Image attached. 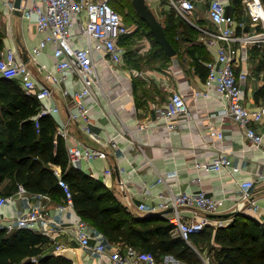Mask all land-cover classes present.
<instances>
[{
	"label": "crops",
	"instance_id": "1",
	"mask_svg": "<svg viewBox=\"0 0 264 264\" xmlns=\"http://www.w3.org/2000/svg\"><path fill=\"white\" fill-rule=\"evenodd\" d=\"M39 1L23 0L22 4L32 5ZM226 2L230 14L251 24L243 0L241 3H235V0ZM208 6L209 2L201 4L194 15L199 26L207 23L211 26L207 17ZM14 10L11 12L0 2L1 26L4 29L1 50L16 49L18 59L22 62L23 53H26L29 62L24 63L34 74L37 88L47 87L52 91V97L38 102L40 108L58 109L56 113L48 114L56 123L55 131L64 123L71 138L69 144L80 142L105 153L102 159L83 161L77 168L103 182L129 211L140 216L155 214L151 210L161 201H170L174 194L199 190H205L211 197L224 199L225 206L229 208L243 194L240 183L252 181L254 187L250 193L259 208L258 211L247 210L244 213L264 223V149L251 144L245 138L244 131L226 114L225 103L216 87L209 90V97L195 94L198 90H205L207 64L217 56V47H209L200 40V30L194 27L199 33L197 43L204 45L202 54L199 51L188 54L185 49L194 43L183 42L180 53L164 63L149 60L155 49L152 39L145 32L130 38L123 37L121 43L126 53L120 65H112L105 53L95 52L99 81L93 86V93L84 98L90 108L91 129L97 136L93 138L79 130V122L71 120V114L76 110L74 93L84 88L82 81L68 72V79L61 86L48 82L46 73L40 71L38 65L31 60L33 48L40 44L46 33L39 31L36 15L24 18L22 14H15ZM202 10L205 15L201 21L202 18L197 13ZM157 17L165 26L166 17ZM128 25L137 33L138 29L134 24ZM73 33L76 35L74 43L77 46L88 45L87 38L81 35L78 26L73 27ZM263 48H258L256 55H251L250 52L251 58L242 60L241 67L238 68L240 71L243 67H249L251 72L249 78L243 82L244 103L250 108L257 107L264 96V66L260 61ZM197 57L204 58L199 59V62L204 65L205 75H202L203 70L196 69ZM37 59L48 70L60 74L56 68L52 43ZM14 82L20 85L18 80ZM64 89L69 92V96H64ZM174 92L184 95L188 113L177 116V127L170 130L166 119L158 114L157 109L168 104ZM212 128L221 131L224 134L223 139L213 138L210 135ZM253 128L258 133H264V121L254 124ZM112 140L117 141V148L110 146ZM64 142L67 149L68 143L65 140ZM223 150L229 153L233 166L240 168L238 172L230 174L225 168L221 171L214 168L206 171L198 167L199 164L213 162ZM107 169L112 171L109 177L104 174ZM54 170L61 172L59 166H54ZM18 190L13 188L9 180L0 184V194L13 198L0 210V228H6L17 215L40 205L47 217L61 224L59 230L54 232L47 231L52 224L44 220L33 224L36 232L50 233L46 236L53 243L51 248L54 252L58 246L73 247L78 250L81 264L100 263L98 258H93L81 249L70 233L80 216L74 208L67 207L63 198L29 192L22 196L18 194ZM161 195L164 200H160ZM141 204L147 209L142 214L138 212ZM62 206L67 209L62 211ZM90 229L96 237H101L107 244L115 245L93 226L90 225ZM169 257L171 258L168 255L159 260L160 263L170 260ZM105 264L112 263L108 261Z\"/></svg>",
	"mask_w": 264,
	"mask_h": 264
},
{
	"label": "built area",
	"instance_id": "2",
	"mask_svg": "<svg viewBox=\"0 0 264 264\" xmlns=\"http://www.w3.org/2000/svg\"><path fill=\"white\" fill-rule=\"evenodd\" d=\"M16 0H0L5 8L11 12L15 8ZM114 0H40L32 5L21 7L22 16L31 18L36 15L40 32L46 33L45 38L38 46L33 48L31 60L38 65L40 71L46 73V79L54 85L61 86L68 79V72L82 81L84 88L74 93L76 110L71 114V120L79 122V130L88 136H97L91 129L90 108L84 98L93 93V86L97 84L98 72L95 60V52L105 53L112 65H120L126 49L123 46V37L132 36L134 28L129 26L121 13L116 11L112 2ZM148 6L155 15L167 16L169 12H175L188 21L191 26L200 30V40L209 47H217L216 59L207 64L208 75L205 81V90H198L196 95L209 97V90L216 87L221 99L225 103V111L236 124L244 131L245 138L254 146L264 149V133H258L253 125L264 121V96L259 105L250 108L244 103V84L251 75L249 67H243L240 71L242 60L251 58L252 48L264 47V2L263 0H243L244 8L251 20V24L238 20L234 15L228 13L226 0H146ZM209 2L207 8L208 21L211 27L199 26L194 19L195 13L201 4ZM78 26L81 35L88 41L86 47L77 46L74 41L76 35L73 27ZM54 45V58L56 68L60 74L48 70L46 66L38 61L40 53L49 45ZM17 50L3 48L0 51V78L18 80L19 86L29 97L38 101L52 97V91L47 87L37 88L34 74L28 65L18 59ZM64 96H69L67 90H63ZM58 111L56 107H41L39 117L54 114ZM158 114L165 118L168 128L174 130L177 127L176 117L188 113L185 97L180 92H174L168 104L157 109ZM38 126V123H37ZM210 135L213 138L223 139L224 134L212 128ZM56 136L64 138L68 143L71 138L67 131V125L62 124L56 131ZM110 146L117 148V141L112 140ZM69 162L75 167L81 166L83 161L91 162L105 157L101 150L82 145L80 142L67 144ZM199 168L209 171L215 169L221 171L227 169L230 174L240 170L234 167L229 153L226 150L220 152L219 156L211 163L199 164ZM59 177V184L66 196L67 207L74 208L73 192L67 181L62 178L60 171L55 172ZM105 177L112 175L110 169L105 170ZM243 194L236 202L227 208L224 199L211 197L205 190L194 192H181L171 196L170 201H161L154 207L153 213L173 209L165 214V218L173 225V233L180 236L188 243L195 234L203 233L208 227L218 229L231 224L233 218L225 217L235 212L244 213L247 210L258 211L257 201L252 198L250 190L254 182L245 181L240 183ZM28 192L20 185L18 194L26 195ZM164 200V196H160ZM13 198L0 195V210ZM67 207H60L62 211ZM146 206L138 207L139 213L146 211ZM190 213V216L186 214ZM44 220L52 224L50 230L57 231L61 224L53 218L47 217L43 207L38 205L31 210L17 215L7 225L9 232L18 229H30L36 232L33 224ZM44 231V235H49ZM38 232V231H37ZM79 247L87 251L93 258H98L100 263L111 262L112 264H187L175 262L171 258L164 262L158 261L156 257L147 252H141L130 245H110L101 237H96L90 229V225L81 216L70 230ZM94 240L97 242L94 243ZM62 249L60 246L57 250ZM202 264H212L210 256L203 258Z\"/></svg>",
	"mask_w": 264,
	"mask_h": 264
},
{
	"label": "trees",
	"instance_id": "3",
	"mask_svg": "<svg viewBox=\"0 0 264 264\" xmlns=\"http://www.w3.org/2000/svg\"><path fill=\"white\" fill-rule=\"evenodd\" d=\"M238 2L242 0H235V3ZM122 3L123 0H114L112 6L121 13ZM130 7L139 26H135L137 33L134 31L128 38L145 32L152 39L155 49L149 60L164 63L171 59L155 42L150 27L134 8L133 0ZM131 16L128 13L123 17L130 23ZM164 28L177 55L184 41L194 43L185 49L188 54L203 53L204 45L197 43L198 31L175 12L167 14ZM177 35L184 36L181 43ZM2 46L3 35H0V50ZM250 52L256 55L259 49L254 47ZM195 59L196 69L203 70L202 75H205L204 65L199 62L204 58ZM260 61L264 66V55ZM40 111L38 100L27 96L14 80L0 78V184L9 180L15 190L22 185L29 193L49 194L66 202L54 170V166H59L62 178L73 192L74 209L89 225L103 233L111 244L133 246L153 254L158 261L170 255L187 264L202 263L194 247L173 233V225L165 217L134 214L103 182L71 165L64 139L56 137L54 119L50 115L39 117ZM206 241L231 246L218 251L212 248L215 251L214 257H211L212 264L215 261L216 264H264V223L245 213L235 216L229 226L215 230L208 227L191 238L195 245ZM51 245L49 237L42 233L25 228L12 232L0 228V264H72L70 260L56 255Z\"/></svg>",
	"mask_w": 264,
	"mask_h": 264
},
{
	"label": "water",
	"instance_id": "4",
	"mask_svg": "<svg viewBox=\"0 0 264 264\" xmlns=\"http://www.w3.org/2000/svg\"><path fill=\"white\" fill-rule=\"evenodd\" d=\"M23 0L15 1V10L14 13L17 15H21V7ZM133 5L140 17L148 24L151 29V34L154 37L156 43H158L161 48L165 51V53L169 57H173L177 55V51L167 38L165 33V28L162 22L158 19L152 9L148 6L146 0H133ZM23 59L25 63L29 62V58L26 56V53H23ZM173 209H169L162 212H156L157 215H165L170 213ZM241 213L235 212L234 214H227L225 217L237 216ZM55 254L58 256H62L72 262V264H81L78 250L73 247L62 248L55 251Z\"/></svg>",
	"mask_w": 264,
	"mask_h": 264
},
{
	"label": "rangeland",
	"instance_id": "5",
	"mask_svg": "<svg viewBox=\"0 0 264 264\" xmlns=\"http://www.w3.org/2000/svg\"><path fill=\"white\" fill-rule=\"evenodd\" d=\"M131 0H123V8L120 9V12L122 14V16H127L128 13H130L132 16L131 18H129V22L128 24H134L133 26H137L136 24L137 23V18L135 16H133L134 14L132 13V9L130 7V2ZM170 13V12H169ZM204 15H205V11L202 10L200 12L197 13V16L202 18L201 21L204 19ZM161 16V15H160ZM181 17V16H180ZM245 17V16H244ZM183 20H185L184 18H182ZM186 21V20H185ZM182 22V21H181ZM188 23V21H186ZM201 24H206V22L202 23L200 22ZM139 26V24H138ZM207 27H211L208 23L205 25ZM3 26H1V18H0V35H3ZM183 37L184 36H178L177 35V40L179 41V43H181V41L183 40ZM185 42V41H184ZM183 48V46H182ZM263 55H264V48H263ZM208 232V231H207ZM190 245H192L194 247V249L198 252V254L200 255L201 259L207 257V256H210V257H214V254H215V251H218V250H221L222 247H225L227 249H230L231 246L227 245V244H223V243H208L207 241L206 242H202V244L200 245H195L194 243H189ZM115 245H119V244H115ZM212 248H215L216 250H211ZM142 252V251H141ZM171 258L173 259L174 263L176 262H181V260H178L176 259L174 256H171ZM170 257L168 259H171ZM214 260V259H213ZM183 262V261H182ZM185 263V262H184ZM202 264V263H201ZM215 264H216V261H215Z\"/></svg>",
	"mask_w": 264,
	"mask_h": 264
}]
</instances>
